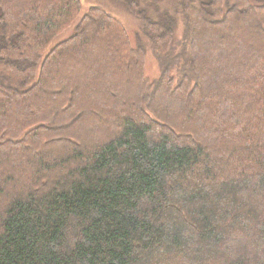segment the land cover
Instances as JSON below:
<instances>
[{
    "label": "trees",
    "instance_id": "1",
    "mask_svg": "<svg viewBox=\"0 0 264 264\" xmlns=\"http://www.w3.org/2000/svg\"><path fill=\"white\" fill-rule=\"evenodd\" d=\"M107 1L0 0V264H264V0Z\"/></svg>",
    "mask_w": 264,
    "mask_h": 264
},
{
    "label": "rangeland",
    "instance_id": "2",
    "mask_svg": "<svg viewBox=\"0 0 264 264\" xmlns=\"http://www.w3.org/2000/svg\"><path fill=\"white\" fill-rule=\"evenodd\" d=\"M82 3V9L80 12V15L85 13L86 10L92 6H100L103 8L107 13L113 15L116 17L120 22L123 23L125 26L126 30L128 31L129 38L132 44L135 42V37L137 36V33L140 29V23L138 20H136L134 17L130 15V13L127 11V9L123 5L119 4H114L111 3L107 0H81ZM164 5V7H168L167 3L161 2L159 3L160 5ZM170 5V3H169ZM163 8V7H159ZM73 30L72 29H67L63 33H61L53 42L52 45H55L56 43L66 39L72 34ZM149 54V53H148ZM144 74L148 79H153L157 76L158 72L154 63V60L152 59L151 56H147V62L145 63L144 67Z\"/></svg>",
    "mask_w": 264,
    "mask_h": 264
}]
</instances>
